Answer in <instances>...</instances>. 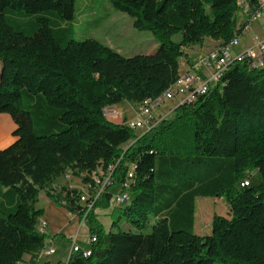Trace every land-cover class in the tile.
I'll use <instances>...</instances> for the list:
<instances>
[{"label": "trees", "instance_id": "obj_1", "mask_svg": "<svg viewBox=\"0 0 264 264\" xmlns=\"http://www.w3.org/2000/svg\"><path fill=\"white\" fill-rule=\"evenodd\" d=\"M238 1L110 0L157 42L151 53L125 56L76 39L75 0H0V113L16 124V140L0 149V264L25 254L35 263L44 248L40 191L96 238L89 256L73 252L65 264H264V65L234 62L207 93L141 134L104 114L162 95L185 47L241 35ZM246 1L253 9L256 0ZM116 162V184L131 163L134 180L106 230L95 211L110 207L111 187L86 212L78 188L53 184L68 171L90 181ZM252 171L258 182L240 186ZM196 197L229 205L230 217L215 214L208 235L194 232Z\"/></svg>", "mask_w": 264, "mask_h": 264}, {"label": "built area", "instance_id": "obj_2", "mask_svg": "<svg viewBox=\"0 0 264 264\" xmlns=\"http://www.w3.org/2000/svg\"><path fill=\"white\" fill-rule=\"evenodd\" d=\"M240 6V0L238 1ZM260 23L262 30L261 35H254L251 42L242 49L234 51L240 46V39L251 29L253 24ZM234 49V50H233ZM234 62L245 64L249 69L260 68L264 65V0H256L253 6L252 20L249 22L246 30L243 31V36L240 38H232L226 43V48L223 50H211L198 57L191 67L187 66L185 59L180 60V73L177 80L172 83L161 97L152 99L148 102H142L136 106L135 118L125 121L126 125L136 131L142 129L143 132L155 127L162 119L172 114L174 109L185 103H192L199 96L208 92V90L216 84L229 69ZM173 103V105H171ZM168 104V105H167ZM167 105L168 109L163 114L162 108ZM104 114L110 119L123 118L119 112L113 107L104 108ZM119 159L117 160V162ZM117 162L109 165L106 168L99 167L90 174V181L84 183L83 191H80L76 199L82 209L89 211L95 201L101 197L104 191L113 185H117L118 190L113 193L112 200L115 206L127 204L130 201V184L134 180V169L132 163L124 172V179L121 183L116 184L114 172ZM250 180L244 179V184L249 185ZM84 222V218L81 220ZM43 233L45 223H41L38 227ZM95 236H88V248L84 249L77 245L74 241L71 244L70 254L80 251L84 257L91 253V245L95 241ZM56 251L54 245H45L40 251L39 257H47L53 255Z\"/></svg>", "mask_w": 264, "mask_h": 264}, {"label": "rangeland", "instance_id": "obj_3", "mask_svg": "<svg viewBox=\"0 0 264 264\" xmlns=\"http://www.w3.org/2000/svg\"><path fill=\"white\" fill-rule=\"evenodd\" d=\"M76 10H79V15L75 18V37L78 40H83L85 38H95L102 43L114 48L121 54L125 56H132L139 53H151L155 50L157 42L155 41L153 35L148 31H138L132 26V19L123 12L116 11L110 2V0H75ZM251 33L247 34L245 38L240 39V46L234 49H242L246 47L251 41ZM181 38L180 34H176L173 39L179 41ZM207 39V38H206ZM154 40V41H153ZM219 43H216L210 39H207L204 44L200 46H192L186 49L187 51L195 54L198 52L199 48L205 46L204 53L208 50L211 51ZM233 49V50H234ZM208 51V52H209ZM203 55V54H201ZM200 55V56H201ZM198 56V57H200ZM1 69V60H0ZM168 105V104H167ZM167 105L162 108V114L167 111ZM173 105V103L171 104ZM135 105H131L128 102H121L115 106L117 112L123 118H115V121L124 122L128 119L135 118ZM173 115L170 114L168 117ZM110 119V118H109ZM111 120V119H110ZM113 120V118H112ZM137 134L143 133L142 129H137L135 131ZM129 145L126 143L124 146ZM85 173L79 175H73L71 171H68L65 175H62L54 182V186L61 184H66V187L70 185L77 186L79 191H83L84 183L83 177ZM253 184L258 182L256 171H252L250 174V179ZM118 190L117 185H113L110 188L112 193ZM38 206L43 207L44 200L46 199V194L44 191H40L38 196ZM202 197H197V207L199 208L200 199ZM115 207L114 201H111V205L107 209L97 208L96 215L99 222L102 223L106 230L111 229L112 217L110 215L111 210ZM209 214V209L208 212ZM122 225H125V221L122 219ZM86 225L83 224L81 227V232L86 233ZM47 236V235H46ZM48 239V236L46 237ZM60 239V238H59ZM62 252H65L63 248L58 249L55 256H62Z\"/></svg>", "mask_w": 264, "mask_h": 264}, {"label": "crops", "instance_id": "obj_4", "mask_svg": "<svg viewBox=\"0 0 264 264\" xmlns=\"http://www.w3.org/2000/svg\"><path fill=\"white\" fill-rule=\"evenodd\" d=\"M249 10V3L246 0H240V7L236 13L238 27H240L243 20L247 17V12ZM249 33H251V37L254 35H261L262 30L260 27V23L253 24L251 26V29L244 35L243 38H245V36ZM207 39H205L202 44H204ZM210 40L219 43L216 40ZM220 45L221 44L219 43L215 48L219 47ZM192 46L197 47L200 45H191L184 48V52L187 55V59L185 60L186 67H191V65L195 62L198 56H200L201 54H205L209 51L208 50L204 53L203 51L205 50V46H202L201 48H199L198 52L193 54L186 50ZM234 51L236 52V49ZM116 105H113V108H115ZM111 121L119 123V121H115L114 119H111ZM15 128L16 124L12 120L11 116L7 113H0V149L5 148L16 140V136L12 134V131ZM61 186H66V184H61ZM70 187L78 188L77 186L73 185H70ZM37 204L38 202L36 203V206L39 207ZM195 206L196 207L194 215V232L200 236L210 234L211 223L215 214L224 217H230L229 205L224 201L222 197H202L200 199L199 208L197 207L196 197ZM39 208L43 209V213L38 218L37 227H39L41 223H45L43 234L48 236V239H45V245H54L56 251L53 255L47 257L38 256L35 263L32 262L31 256L29 254H25L23 257V261L20 264H65L70 256V249L73 241L84 249L88 248V228L87 226H85L86 233L81 232V226L85 223L82 222L76 214L70 213L64 206L55 203L47 196L44 200L43 207ZM208 209L209 214L207 213ZM61 248H63L65 252H62V256H55L57 250Z\"/></svg>", "mask_w": 264, "mask_h": 264}, {"label": "bare ground", "instance_id": "obj_5", "mask_svg": "<svg viewBox=\"0 0 264 264\" xmlns=\"http://www.w3.org/2000/svg\"><path fill=\"white\" fill-rule=\"evenodd\" d=\"M252 13H253V9L251 8V6H250V10L247 12V17L243 20V22H242V24L240 25V27H238V30L241 32V35H238V36H236V37H234V38H240V37H242L243 36V31L244 30H246V28H247V26H248V24H249V22L252 20ZM245 14V13H244ZM246 15V14H245ZM226 48V46H219V47H217V48H215V49H213V50H223V49H225ZM164 94V93H163ZM162 94V95H163ZM159 97H161V95L159 96ZM159 97H157V98H159ZM148 101H151V100H147V101H144V102H148ZM132 169H133V166H132ZM248 180H249V178H247ZM123 205H125V204H123ZM122 206V205H121Z\"/></svg>", "mask_w": 264, "mask_h": 264}]
</instances>
